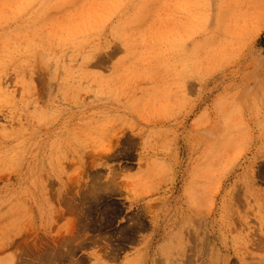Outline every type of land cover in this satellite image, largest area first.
<instances>
[{"label": "rangeland", "instance_id": "rangeland-1", "mask_svg": "<svg viewBox=\"0 0 264 264\" xmlns=\"http://www.w3.org/2000/svg\"><path fill=\"white\" fill-rule=\"evenodd\" d=\"M0 264H264V0H0Z\"/></svg>", "mask_w": 264, "mask_h": 264}]
</instances>
